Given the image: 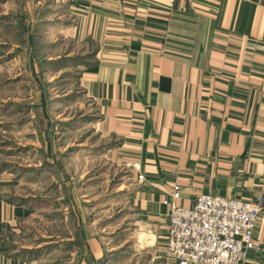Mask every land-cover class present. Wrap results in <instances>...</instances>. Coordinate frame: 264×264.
<instances>
[{"label": "crops", "instance_id": "1", "mask_svg": "<svg viewBox=\"0 0 264 264\" xmlns=\"http://www.w3.org/2000/svg\"><path fill=\"white\" fill-rule=\"evenodd\" d=\"M82 1L77 36L99 47L86 93L115 154L140 165L131 205L154 253L166 247L163 203L177 183L183 208L199 195L260 196L257 249L243 264H264V0ZM21 210L0 193V264H35L2 241ZM90 254L100 264L103 252Z\"/></svg>", "mask_w": 264, "mask_h": 264}, {"label": "rangeland", "instance_id": "2", "mask_svg": "<svg viewBox=\"0 0 264 264\" xmlns=\"http://www.w3.org/2000/svg\"><path fill=\"white\" fill-rule=\"evenodd\" d=\"M83 3L0 0V193L22 209L2 241L35 264H91L96 249L100 264H162L131 205L142 181L86 93L99 47L77 36Z\"/></svg>", "mask_w": 264, "mask_h": 264}, {"label": "built area", "instance_id": "3", "mask_svg": "<svg viewBox=\"0 0 264 264\" xmlns=\"http://www.w3.org/2000/svg\"><path fill=\"white\" fill-rule=\"evenodd\" d=\"M137 180L141 168L132 166ZM182 192L175 183L164 201L169 227L164 255L177 264H243L256 250L253 232L262 198L249 201L199 195L190 208L179 205Z\"/></svg>", "mask_w": 264, "mask_h": 264}]
</instances>
